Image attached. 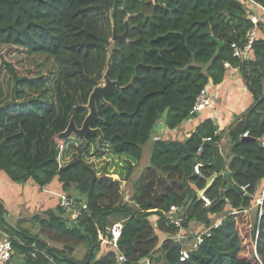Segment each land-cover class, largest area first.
Segmentation results:
<instances>
[{
  "label": "trees",
  "instance_id": "obj_1",
  "mask_svg": "<svg viewBox=\"0 0 264 264\" xmlns=\"http://www.w3.org/2000/svg\"><path fill=\"white\" fill-rule=\"evenodd\" d=\"M254 1L264 6V0ZM249 12L243 0H0V171L14 183L32 181L42 190L58 179L64 194L76 191V208L87 205L77 223L61 204L45 217H33L29 222L39 231L32 234L22 226L24 220L15 226L7 222L0 200V231L11 236L13 245L8 264H118L117 255L101 253L100 244L112 239L117 223L123 229L118 246L130 264L147 257L155 264L175 244L168 239L159 246L156 232L176 233L164 216L171 206L185 213L184 228L192 222L196 230L210 228L190 259L179 264H264V215L259 220L251 203L264 180V34L254 45L253 60L240 63L232 50L234 42L246 41L252 27ZM126 22V39L114 41V31L122 36ZM109 61V77L120 88L114 87L105 103L97 102L99 120L93 128L102 131L105 149L118 158L117 164L129 165L128 176L157 122L167 114V127L180 128L209 83L225 79V63L239 67L254 103L227 130L219 132L208 119L186 140L153 139L148 169L176 178L177 191L164 186L159 193L166 181L150 175L143 193L146 179L138 183L132 203H123L117 185L99 179L84 159L83 149H104L96 143L98 134L80 139V153L64 166L56 149L41 152L46 132L59 136L71 119L82 126ZM17 121L23 131L16 132ZM224 135L230 179L214 166ZM196 161L203 164V176L194 172ZM246 185L250 188L243 191ZM201 191L212 200L211 207L199 199ZM214 215L223 217L218 228ZM152 216L159 218L157 227ZM83 245L88 249L83 260L68 255Z\"/></svg>",
  "mask_w": 264,
  "mask_h": 264
},
{
  "label": "crops",
  "instance_id": "obj_2",
  "mask_svg": "<svg viewBox=\"0 0 264 264\" xmlns=\"http://www.w3.org/2000/svg\"><path fill=\"white\" fill-rule=\"evenodd\" d=\"M207 90L211 105L202 111L198 116L199 118H192L190 121H187L190 123L185 122L180 128L175 130H170L166 125V128L163 129L164 131H156L155 140H157L156 138H158L162 132H164V135L160 136V138L166 140H186L191 136L199 124L208 119L214 122L219 132L227 130L235 123L238 117L243 115L254 103L253 95L244 80V76L238 68L227 70L225 79L221 84L215 85L210 82L207 86ZM182 130H185L184 133H182ZM224 144L229 146L225 135L220 146L223 155L224 152L222 147L225 146ZM227 163L228 161L226 160L225 170H227ZM217 174H223V172ZM217 174L208 179V185L213 183ZM263 185L264 180L261 181L258 189ZM63 195L64 191L62 189V184L58 179H55L51 185L42 190L32 181L25 184L14 183L5 172L0 171V200L7 211V221H9V224L12 226H15L22 220L25 221L22 224L24 226L28 224L33 217L38 215L42 216L43 213L48 210L56 209L60 206V199ZM191 224L194 226L196 222H192ZM202 228L203 227H201V229ZM1 235H3V233L0 231V237ZM165 238V234L160 235L161 243ZM2 240L3 239L0 238V242Z\"/></svg>",
  "mask_w": 264,
  "mask_h": 264
},
{
  "label": "built area",
  "instance_id": "obj_3",
  "mask_svg": "<svg viewBox=\"0 0 264 264\" xmlns=\"http://www.w3.org/2000/svg\"><path fill=\"white\" fill-rule=\"evenodd\" d=\"M246 1L249 5V8L253 10V14L249 12V18L252 27L247 31L246 33V41L243 45H240L238 42H234L232 44V50H233V57L237 60H239L240 63H245L250 60L254 59V45L255 43L260 39L262 35V23H264V6L256 3L254 0H243ZM226 71L232 70L233 67L229 62L225 63L224 65ZM239 69V67H237ZM207 87L200 93V95L197 98L195 107L193 111L191 112V116L194 112H199L200 114L202 111L205 110L208 106L211 105V100L207 92ZM166 123H160V120L157 122L154 128V134L153 138L155 139V133L156 128L157 132L164 131L163 129L166 128ZM164 135V132L160 133V136ZM160 136L156 139H159ZM244 137H249V133H245ZM207 143L211 141V139L205 140ZM203 149L200 148L198 150L197 156H200ZM203 167V164L199 161H196L194 165V172L198 176H203L201 168ZM250 188L249 185H246L242 187L243 191H247ZM199 199L204 203V206L206 208H209L212 206V200L206 195L205 191H201L199 194ZM227 203L230 205V203L227 201ZM252 208L256 209L258 212V218L259 220L264 215V185L260 187V189H256L255 193L252 195ZM61 206L68 211L69 213H72V221L77 223L79 218L82 216L83 212L87 209V205L83 204L80 208H75L74 203L72 200L65 196V194L60 199ZM230 210V209H228ZM180 216H177V215ZM164 216L166 217L167 221L169 222L170 226H172L174 229H177L176 233L173 234L171 237H166L162 243L168 239H172L176 241V245H181L180 250V259L179 263H184L190 259L191 250L190 248L193 247L196 248L199 245H201L204 242L205 236H209L210 228H203L201 230H196L193 228L192 224L188 228H184V222L186 220L185 213L183 212L182 208L179 206H171L169 211L164 213ZM218 216H212V219H214L215 222V228H218L222 225L223 217L217 218ZM159 218H154V224L155 227H157V221ZM112 239H102L101 245L104 247V253H107L109 251L114 252L117 255L118 264H130L128 258L126 255L120 250L118 243L119 240L123 234L122 225L117 223L114 225V228L112 230ZM160 243L159 246L162 245ZM13 253V245L10 240V238H6L3 241L0 242V264H8L11 261ZM36 255L35 253L33 254ZM132 264H154L152 257H147L142 259L141 261L137 263Z\"/></svg>",
  "mask_w": 264,
  "mask_h": 264
},
{
  "label": "rangeland",
  "instance_id": "obj_4",
  "mask_svg": "<svg viewBox=\"0 0 264 264\" xmlns=\"http://www.w3.org/2000/svg\"><path fill=\"white\" fill-rule=\"evenodd\" d=\"M224 20H225V18H224ZM224 20L221 22L223 23ZM262 25H263L262 26V30H263L264 23H262ZM234 26H236V24H234ZM262 32L264 34V31H262ZM111 47H110V49H111ZM1 78H2V83H5L7 76L4 75V72H2ZM104 83H105L104 81L101 82L100 86L104 85ZM88 104H89V102H88ZM87 108H88V105H87ZM166 119H167V114L164 117H162V119L160 120V123H166ZM187 121H190V120L187 119ZM187 123H190V122H187ZM32 124L33 123H29L28 126H31ZM16 127H17L16 132L17 131H23V129H24V125H22L20 121H17ZM156 131H157V128H156ZM184 131L182 130V133H184ZM13 135H15V134H13ZM98 135H99V138L97 139L96 143H98V145L104 146V149L97 148L95 145H92L89 148L90 151H88V152H90V153H87V151L85 149H83L84 153L86 152L84 155V159L88 164L94 166V168L99 172L97 175V177L99 179H106L107 181L112 182L113 184L117 185L118 193H119V196H120L123 203H132L131 197L133 194L138 192V187H139V186L137 187L138 183L141 181V179H146L144 181V183L141 184V187H140L141 192L143 193V191L145 190V188L148 185L147 182L150 181L147 179L150 175L156 176V174H157L158 179H161L160 181H162V180L166 181L163 184H161V186L159 187V193L164 192V190H161L164 186H168L171 189V191H173V192L177 191L176 188H177L178 183H176V182H178V181L176 180V178H171L168 175L167 176L165 175L166 176L165 177L161 173L156 172L155 170L150 171V169H148V167H150V159H151L152 151H153V139L154 138H152L151 141L144 147V154H143L142 159L139 162L133 163V165H132L133 170H131L132 173L130 176H128L129 165H126L125 162H122V164H120V163L117 164L120 161L118 160V158H113V156L111 155L109 150L105 149L106 145L103 144L104 142H103L101 135L100 134H98ZM45 136H46V138L47 137H49V138H47L46 143L42 146L41 152L47 153L46 155H48L49 153H52V151L56 149L58 152V160L62 166L69 163L74 158V156H77L80 153V151L77 149V147H79L82 143H81L80 138L76 137L75 135H72L70 139H65V140H60L57 135L48 136L47 132L45 133ZM224 145L225 146L222 148L224 150L225 149L228 150L229 146L226 144H224ZM44 146L46 147L45 150L43 149ZM31 149L33 150L34 148L30 147L29 150L32 151ZM33 155H34V153L31 154L32 157H33ZM118 165H120V166H118ZM127 176L129 177V179H127ZM157 182H158V180H157ZM72 188L75 189V185H72ZM71 194H65V196H68L75 205V201H76L78 195H77L75 190L72 191ZM3 210L5 211L4 216L7 220L8 219L7 218V211L4 207H3ZM153 211H155V210H153ZM67 216H68V218H72V213H68ZM177 216H180V215L178 214ZM42 217H45L44 213H43ZM154 217L156 218V216H152V218H154ZM7 222L9 223V221H7ZM153 224H154V221H153ZM24 226L27 227L32 234L38 233V231H39V227L36 224L34 226L32 223L29 222L28 224H25ZM156 232L158 235L165 234L166 237H171L173 235V234H168V233H161L158 230ZM8 237L10 238L11 236H7V235L3 234V235H1L0 238H2L4 240ZM174 245H176V241H175ZM190 250L192 252L195 250L193 245L190 248ZM87 251H88L87 246L83 245V246L76 247L74 250L68 251V255L77 259V260H83ZM103 251H104V247H101V253ZM161 254H162V252L159 251L157 256H159ZM155 264H170V261L167 258H162L160 261H157V259H156Z\"/></svg>",
  "mask_w": 264,
  "mask_h": 264
},
{
  "label": "water",
  "instance_id": "obj_5",
  "mask_svg": "<svg viewBox=\"0 0 264 264\" xmlns=\"http://www.w3.org/2000/svg\"><path fill=\"white\" fill-rule=\"evenodd\" d=\"M129 32V26L128 23L126 22V31L122 36H118L115 31H114V38L113 40L117 39H126L127 34ZM218 44L220 47H224V43L218 41ZM111 61L108 63V70L106 72V75L104 77V85L98 86L94 89V91L91 93L90 98H89V104H88V109H89V114L84 120L82 126L79 128L74 119H71V122L66 129V131L62 132L59 134L58 138L60 140H65L71 138L72 135H75L76 137L80 138L81 140H85V138L90 135V134H100L101 137H103L102 132L99 129H94V123L99 120V113H98V108H97V102L102 101L105 103V97L106 95L114 88H120L119 84L117 82H113L110 79V72H111ZM200 115L199 112H194L192 116L188 118V120H191L192 118H196ZM218 130V128H217ZM259 144H261L259 142ZM262 145V144H261ZM215 169L216 173H222L224 174L225 177L228 179L231 178V174L228 170H225L226 166V158L221 152L220 147L217 149V157H216V162H215ZM102 240L100 241L101 244ZM96 246L92 249L91 253L93 254L94 249ZM180 250H181V245H174L167 253H166V258L170 261V264H179V259H180Z\"/></svg>",
  "mask_w": 264,
  "mask_h": 264
}]
</instances>
